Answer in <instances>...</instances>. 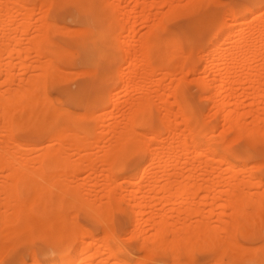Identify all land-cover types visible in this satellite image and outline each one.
<instances>
[{
    "label": "bare ground",
    "instance_id": "obj_1",
    "mask_svg": "<svg viewBox=\"0 0 264 264\" xmlns=\"http://www.w3.org/2000/svg\"><path fill=\"white\" fill-rule=\"evenodd\" d=\"M28 1L0 0V121H2L0 128L6 131L3 142L0 141V171L4 176V179L0 180V208H2L0 209V255L5 248L12 250L32 238L39 237L49 242L54 256L46 257L42 262L32 257L31 264H63L64 261H72L73 264H109L112 260L111 264H121V262L145 264L147 260L152 264H160L161 260L152 258L156 254L176 260H171L173 264H180L182 260L180 261L179 256L176 255L180 254L189 259L194 251L199 250L197 248L202 247L217 250L213 258L218 262L215 264H230L232 259L230 253L226 254V250L238 244L233 235H242L246 229L240 218L247 217L254 224L258 217V221H261L258 225L264 223V191L248 193L243 190L244 187L249 188L250 184L256 189L263 180L248 181L250 183H247L248 186L236 180L234 171L242 173L247 171L248 174L252 167H254L252 170H255L257 163L247 170L246 164L236 162L234 155L225 156L221 146L211 139L210 136H213L215 130L208 129L204 124L207 120L203 121L204 123L200 122V117L198 118L195 108L186 96L185 78L182 77L185 66L178 60L183 56L185 61V58L191 54V48L184 51L177 38L161 32L167 16L188 13L198 6L203 7V4L205 6L210 0H190L188 6L174 0H162L158 3L168 4L169 15L153 18L156 21L151 20V6H158V3L154 5L155 0H150L142 7L141 18L145 22L151 20L155 23H151L149 32L139 39L122 42L119 40L118 31L122 29L126 20L129 23L128 20L135 19L132 14L137 11L134 8L127 10L126 14L124 13L126 20L123 21L125 18L118 17L119 0H40L38 7L35 5L39 17L34 22L32 18L34 8L29 6ZM70 4H83L88 7L68 8L74 12L71 18L80 27L74 29L78 33L77 38L69 40L66 44L69 47H64L54 41V35L59 29L61 31V28L64 33L69 28L65 29L59 25L60 28L55 14L67 8L60 5ZM228 14L231 22L217 24L204 55L201 54L205 60L204 66L208 78L198 81V86L200 85L209 94L206 97H209L211 104L221 113L227 131L234 130L233 138L247 137L248 141L250 139L251 142L264 143V128L259 125L260 122L263 123L262 118L257 112L253 117L249 109L253 118L250 121L252 123L248 121L246 125L243 117L249 112L247 110L245 113L243 106L241 108L244 96H252L253 101L250 105L255 106L264 91L262 78L264 20L261 19L264 13L260 11V0H257L253 6L242 5L228 10ZM248 16L251 17L252 22H245ZM134 19L131 21L132 26H127L129 30L127 36L134 32ZM12 26H15L13 27L15 29H12ZM30 26L35 30L31 36H29L30 32L27 33ZM24 37L27 45L21 47L18 41ZM135 41L139 44L140 50L131 52L129 46ZM23 53L27 59L33 54L39 63L19 59L21 70L29 68L34 72L30 76L20 78L19 83L14 84L10 71L15 58H19ZM122 53L125 67L118 75L122 81L124 78L129 81L123 86L125 90L133 85L131 73L137 71L142 74L140 79L144 77L145 80H152L157 73H160L162 77L159 75L157 84L167 76L171 78L180 74L174 85L168 84L170 86L167 87L165 84L163 88H169V93L176 99L174 101L177 102L178 111L174 115L179 116L185 123H183L184 130H180L181 133L177 132L176 123L172 124L171 120L169 121L170 117H167L171 116L173 111L161 98L157 99L159 102L161 99V105L159 104L157 109L149 98L150 95L143 97L145 93L141 98L138 97L140 99L137 102L134 101L136 103L129 112L127 111V115L123 114L124 117L122 115L124 121L121 126L99 123L102 118L96 114V111L99 107L105 108V105L111 101L107 83L115 79L111 71ZM1 55H5L6 59H2ZM73 55H78L88 69V75L91 76L88 88L93 91V97L82 102V112L70 111L63 106L54 107L49 103L46 92V87L53 83L51 79L61 72L56 73L59 70H56L58 67L56 68L54 61L69 56L72 58ZM152 60H156V63L153 64ZM174 61H179L180 65L178 66ZM193 66H187V69L194 70L195 66ZM176 72L178 74H175ZM54 78L56 81L57 77ZM235 85H240L239 88L242 89L237 95L234 92ZM62 96L63 102L69 100L66 93ZM154 96L152 94V98ZM158 110L164 112L160 118L157 117ZM112 113L109 111L107 116H111ZM156 117L159 119L158 123ZM34 126V130L46 135L47 141L42 149L28 144V141L15 138L18 130L30 129ZM136 127L145 130L137 131ZM99 128L100 130L97 131ZM104 132H110L109 146L105 152L103 151L102 157L93 158L91 151L94 147L104 148L103 144L100 145L105 138L107 140ZM163 132L168 133L166 138H162ZM206 135H209V138L206 139ZM228 141H232V137L231 140L228 138ZM29 150L34 153L33 158L26 155ZM72 155L78 158L72 159ZM133 155H142V158L127 173L124 183L119 182L117 177L124 161ZM238 157L240 160L246 158L243 155ZM97 162L105 166L98 172ZM126 163L128 162L124 164ZM260 163L259 167L264 166V163ZM223 164L224 171L221 169ZM85 168L90 171L87 180L76 182L75 177ZM204 168H209L204 170L205 175L201 174V169ZM197 169H200L201 176L207 177L206 180L199 179L201 182L208 181L204 186L197 183ZM158 174L164 178L163 184L159 186L155 184L160 180ZM99 176L105 178L101 185L104 186L102 191L106 200H102L99 196L87 195L83 188L87 183L97 186ZM201 176L198 178H203ZM251 178L253 180V176ZM122 188H125L126 192L124 190L123 193L117 192ZM201 189L205 192L202 196L204 200L212 196L218 202V207H228L231 210L228 215L231 219L225 227L218 229L207 224L212 219L209 218L211 215L208 211L197 208L199 206L193 207L191 200L201 192ZM157 196L159 200L161 198L164 206H167L166 209H162L161 214L154 210L152 203L149 202L151 198ZM122 202L126 204L123 213L133 220V237L137 240L139 248L144 251V256L135 260L126 256L119 257V253H125V249L119 246L111 227L115 213ZM202 204L203 202L200 206ZM249 206L252 207L251 213L246 210ZM69 210L74 211L73 214H83L85 218L97 219L100 235L95 234L97 230L94 232L87 226L77 224L72 212L71 215L68 213ZM120 210L122 211L121 208ZM195 214L202 217L197 226L183 223L180 227H176V224L173 225L174 222L169 221L171 215L177 218L185 215L186 218L189 216L188 218L191 219L190 216L195 217ZM205 219L208 221L205 222ZM145 223L152 226L151 235L146 234ZM219 230L224 233L229 232L231 237L229 236L226 241L225 238H219L217 235ZM69 239H71L70 245ZM239 246L243 245L238 244V248ZM247 247L240 248L242 251L239 252L242 253L239 257L243 252L246 253L244 254L246 257L248 254L251 255L248 258H255L253 255H257V261L264 257V240L258 248ZM191 257L193 258V255ZM188 259L186 258V261Z\"/></svg>",
    "mask_w": 264,
    "mask_h": 264
},
{
    "label": "rangeland",
    "instance_id": "obj_2",
    "mask_svg": "<svg viewBox=\"0 0 264 264\" xmlns=\"http://www.w3.org/2000/svg\"><path fill=\"white\" fill-rule=\"evenodd\" d=\"M161 1L162 0H160V1L155 0L154 5L156 4V2L161 3ZM256 1L257 0H254V2H256ZM149 2H150V0H145V1H143V0H137V1L119 0L118 1V3H119L118 4L119 5L118 6V13H119L118 17L120 19L125 18L124 13L126 14V11L130 10L131 8H134L137 11V13L134 12V14H132L135 17V19L131 18L130 20H128L129 23H127L126 18L123 19V21L126 20L125 21L126 25L125 24L122 25V29L118 31V35L120 36L119 40L121 42L127 41V40L139 39V37H142L143 34H146L149 32V30L151 29V26H152L151 20L156 21L153 18L156 17V19H157L158 18L157 16L169 15L168 14V11H169L168 7L169 6H167L168 4L166 5L165 3H163V5H162V4L158 3V6L156 5L157 7L153 6V5L151 6L152 14L150 17L152 19L150 18L151 20H149V22L143 21L141 18L142 7L147 5L146 3H149ZM174 2H178V3H181L185 6L186 5L188 6L190 0H174ZM39 3H40V0H29L28 1L29 6L34 8V12L32 13L33 22L39 17V12L36 10ZM249 3H250V0H212V2L210 0L209 2L205 3L206 4L205 6L203 4V7H202V5H201V7L198 6L196 8L197 10L192 9L191 10L192 12L189 11L188 13L186 12L184 14L183 13L182 14L179 13L178 15L175 14L176 16L175 15L167 16V19L165 18L164 26H163V29L161 31L165 35L168 34V36L170 35L171 37H173L175 39L177 38L176 40H178V43L180 44V46L183 48L184 51L191 48L190 49L191 54L189 56H187V58H185V61H184L183 56L180 59H178L179 61H181L183 63V66H185V68L183 70V72L185 71V73H183V76L182 75L181 76L183 78H185L184 83H185L186 96L190 100V103L192 104L193 108H195L198 118L200 117L199 118L200 122L202 121V123H204L203 121L207 120V121H205L206 123H204V124H206V126L208 127L209 130H212V128L215 130V131L213 130L215 132V133L213 132L214 137L210 136L211 139H213L216 144L221 146L222 141H224V140L228 141V138L231 140V137H232V141H228L229 144L238 145V144H242V142H245V144H251V146L255 149V154L251 155V156H246L245 160H240L238 155H234L235 156L234 159L236 160V162H238L239 164H246L247 165V170L249 169L248 167L253 166V164L255 165L256 163L257 164L255 166L257 167L259 162H261L259 153H260V148L262 145H264V143L254 142V141L251 142L250 139L248 141L247 137L235 139V138H237L235 136V138H233L234 137L233 134H235L234 130L231 129V130L227 131L228 128L226 127L225 123L223 122V119L221 118V113H219V111H217L216 108L211 104L209 97H206L209 94L206 91H204L200 85L198 86V81L199 82L201 80L204 81L205 79L208 78V74H207V72H205V66H204L205 60H204V57H202V56L204 55V52L208 46V42L211 39V36H212L213 31L215 30L217 24H219L220 22H226V21H227L226 23H228V22L230 23L231 18L228 14V10L233 9V8H237V7L242 6V5H248ZM225 10H226V12H225ZM165 11H166V13H165ZM73 13L74 12H72L71 9L69 10L68 8H65V9L59 10L55 14L56 22H57L58 26L61 25V27H63V28L65 27V29L69 28L66 30V32H65L66 34H65L64 31H62V28L59 26L61 28V31L59 29V31H57V33H55L54 41L60 46L69 47L68 45H66V44H68L69 40L76 39L78 36V33L76 32V30L80 26H78L79 24H76L75 21L71 18V14H73ZM133 19L135 22L133 24L134 32L131 33L129 36H127L128 32H129V30L127 29V26L131 25V21ZM123 21H122V23H123ZM154 21H153V23H155ZM245 22H252L251 17L248 16L245 19ZM13 27H15V26H12V29H15ZM29 29H28L27 33L30 32V34L29 33L28 34H29V36H31L32 34H34L35 30L32 26H30ZM74 29H76V30H74ZM59 32H63V33H59ZM185 37H187V38H185ZM24 38H22L21 41H18V43L21 47H25L27 45L26 44L27 40H26V38L25 39ZM132 43L133 44L129 46L131 52H132V50H140L139 49L140 46L136 41L132 42ZM201 54H203V55H201ZM24 56H25L24 53L21 54V56L19 58H15V60L13 62L14 65L10 71L11 72L10 74L13 75L12 80H13L14 84L19 83L20 78L30 76V74H32L34 72L32 69H29V68L26 70H24V69L21 70V67L19 66L21 59H24L25 61H28V62L33 61V63H35V64L39 63L36 60V58L33 57V54H31V57L29 59L25 58ZM122 57L124 58L123 53L120 55L118 60L115 62L114 67L111 71V73L114 74L115 79H113L112 81L107 83V87H108L110 94H111V97H112L111 101H110V103H107V105H105V108L99 107L96 111L97 112L96 114H98L102 118L101 122H99V123L103 124V125H107V126L109 123H110V125L119 124L121 126V123L123 124V121H124L123 120L124 115H127L126 114L127 111L129 112L131 110L132 106L145 93L143 95V97L145 95L146 96L150 95L151 97H149V98H151L152 101L155 103V104L154 103L153 104H154V106H156L157 109H159V106L161 105L160 102L162 99L164 101V103L168 106V108L171 109V111H173L171 116H167V117H170V119L169 118H167V119H169V121L171 120L172 124L174 122L176 123L175 126L177 128V132H179L180 130L182 131V129L184 130V126H185L184 124L185 123L183 122V120L179 116L174 115V113L176 111H178V105H176L177 102L175 103L176 99H174V97H172V95L169 93V90H168L169 88H166V89L163 88V86L165 84L168 87V86L174 85L176 83V81H177L176 79H177V77H179L178 75H180V74H178L179 71H177L178 73L177 72L175 73V74H178V75H175V77L173 76L170 78L167 76V77L163 78L159 84H157V80L161 76L160 73L159 74L157 73V76H155L152 80H145L144 77H142V79H140L141 75H142V74L140 75V73H139L140 71H137L138 74L135 72L131 73V79H132L131 84H133V85L129 86L125 90L123 88V86H125V84L129 83V81L127 78H124L122 81V79L118 75L122 72L123 68L125 67L124 60ZM1 58L4 60L6 59L5 55H1ZM179 61H174V62H176L175 64H177ZM152 62H153V64H155L156 60H152ZM54 63L56 65V68L58 67L56 70H59V71H56V73L58 74L61 71L59 74H62V75L60 76L59 74L58 75L55 74V76L57 77L56 81L54 80L55 79L54 78L55 76H54L51 79L53 81L52 85L49 84L46 87V92H47V95L49 96L48 100L50 101L49 103L51 105H53L54 107L55 106L56 107L57 106H63V107H67L70 111L82 112V110H83L82 102L85 100H89L93 97V91L90 88H88L89 82L91 81V76L88 75V73H87L88 69L81 62V59L78 57V55H73L72 58L69 56V58L66 57V59L63 58L62 60H55ZM179 63H178V66L180 65ZM190 65L195 66V69H194L195 71L191 70L192 71L191 72L190 70L187 69V66H190ZM185 69H187L190 73ZM65 73L68 76H65L66 75ZM70 73H71V75H69ZM262 78L264 81V75ZM3 79H4V77H3ZM3 79H1V81ZM186 82H187V84H186ZM168 84H170V85H168ZM239 86L238 85L234 86V88H235L234 92L236 95L238 93H241V91H242V89L239 88ZM237 88H239V89L237 90ZM148 91L151 94L150 93L148 94ZM236 91H238V92H236ZM249 92H250V88H249ZM63 93L64 94L66 93L69 97L68 98L69 100L67 102H63V100H62V99H64L62 96ZM152 94H153V96L155 95L153 98H152ZM138 97H140V98H138ZM245 97L246 96H244V98L242 97L243 100H242V104H241V108L243 106L245 111H244V109H241V111H244L246 113L247 110L249 112L250 111L249 109H251V113L253 114V117H254V114L257 112L258 115L262 118L261 121L264 123V121H263V119H264V108H263L264 107V91H263V95L260 97V99L258 100V102L255 106H253L254 104L250 105L251 101H253L252 96L249 95L248 97H246V98ZM158 98H161L160 102L157 100ZM55 99H57V100L55 101ZM134 101H136V102H134ZM105 111H107V113L109 111H111L113 113L111 114V116H107V113H105ZM158 111H159V113H158ZM158 111H157V117L160 118V116L162 114H164V112L162 113L161 110H158ZM160 111H161V113H160ZM252 111H254V112H252ZM168 114L170 115V113H167V115ZM249 114H250V112L246 113L245 116L243 117V120L245 118L244 124L246 122V125L248 124L247 122L252 121V118H253V117H251V114L249 117ZM122 115H123V117H122ZM247 115H248V117H247ZM157 117L155 120L158 123L159 119H157ZM250 123H252V122H250ZM263 123L260 122V124H259L262 128H264ZM1 125H2V121H0V126ZM107 126H105V127H107ZM179 128H181V129H179ZM34 129H35V126L31 127L30 129L29 128H27V129L23 128L22 130H18L15 133V138L18 140L24 141V142L28 141L27 142L28 144H30L32 146H37V147L39 146L40 147L39 149H42L43 144H45L47 141L45 139L46 135H44V133H42L40 131H36ZM225 129H226V131H224V133H222L223 130H225ZM30 130H31V132H29ZM98 130H100V128L97 129V131ZM136 130L137 131L138 130L144 131L145 129L140 128V127H136ZM33 131H35V132H33ZM181 131H180V133H181ZM5 132H6L5 130L0 128V141H1V143L3 142V135L5 134ZM104 133H106L105 135H107L106 136L107 140L105 138L104 139L105 141L103 140V143L102 142L100 143V145L103 144L104 148L102 147L103 149H100L98 147H94V149H92L93 151H91L93 153V154L91 153V156L93 155L92 156L93 158H95V156L96 157L98 156V158H100V156L102 157L104 155L103 151L105 152L106 148L109 146L108 143H109V139L111 136L110 132H104ZM167 134H168L167 132H163L162 138H166ZM164 135H165V137H164ZM220 135L223 138H221ZM206 137L209 138V135H206L205 138ZM233 140H235V141H233ZM230 142H232V143H230ZM27 148H31V147H27ZM24 151H26V150H24ZM29 151L27 152L28 154L26 153V155L29 158H33L34 153L33 152L31 153V151L30 152ZM26 155H24V157ZM75 158H78V156H76ZM75 158L73 156L72 159H75ZM130 158H132V159H130ZM130 158L128 157L127 158L128 160L126 159L124 161V163L126 161L128 163H126V164L123 163V166H122V168L118 174V177H117L119 182H123L127 173L131 170V168L135 165V163L139 159L142 158V155H133V156H130ZM97 164H98V166H96L97 172H98V170H101L105 167L104 165L100 164V162H97ZM260 164H262V162ZM256 167H255V170H252V168L254 169V167H252V168L250 167L251 171L249 169V171H248L249 175L247 174V171H246V173H242L241 171H234V174L237 176L236 180L239 182L245 183V185H247V183L250 184L248 181L254 182V181L260 180V179L263 180L262 184L259 185L260 187L256 186V189L254 186L252 188L251 184L249 186L247 185L249 188L244 187L243 190L248 192V193H251L252 191L253 192L255 191L257 193L258 192L262 193L264 191V166L262 165V167H259V165H258L257 170H256ZM258 168H259V170H258ZM206 169L209 170V168L201 169L202 173L200 172V169L199 170L197 169L198 170L197 171L198 176L196 175V178L198 180L199 179L200 180L201 179L206 180V178H207L206 176H205L206 178H204V176H201L199 174V172L201 174H203L205 172L204 170H206ZM221 169L224 171V169H225L224 164L221 165ZM82 170H84V169H82ZM82 170L79 171L78 175L75 177L77 179L76 182H81V181L84 182L87 180L86 178L88 177L90 171H89V169L87 171L86 168H85L86 171L85 170L82 171ZM204 175H205V173H204ZM223 175H225V174H223ZM247 175L250 176V178ZM200 176L203 178H198ZM251 176H253V180H251L252 179ZM79 178H81V179H79ZM162 178L159 175L158 179H160V180H157L158 183L157 182L155 183L157 186L163 184L164 178L163 179ZM196 178H194V180ZM2 179H4V176H3V173L0 171V180H2ZM104 180H105L104 177L99 176L97 178L99 185H101V183L103 184ZM198 180H197V183L200 186H202V184L204 186L208 183V181L204 182L202 180L203 182H201L199 180V182L201 183V184H199ZM194 182L196 184V180ZM194 182H193V184H194ZM98 184H97V186H92L88 183H87V185H89V186H87L85 184V186L83 187L84 190H86L85 193L87 195L89 194L90 196H99L102 198V200L103 199L106 200V198L103 196V191H102L103 190L102 187H104V186H102V185L98 186ZM195 186H197V185H195ZM122 190H124V192H126L125 188L124 189L123 188L118 189L117 192L123 193ZM198 193H197V195H195V197L193 196L194 199L191 200V203H193L192 204L193 207L199 206L197 208H201L203 210L208 211L209 215H211V217H209V218H212V219L210 222L207 219H205V222L208 221L207 224L209 223V225L216 226L218 229L225 227L227 225L228 221L231 219V217L228 216L229 212L231 210H229L228 207L227 208L226 207H218L217 206L218 202L215 199H213L212 196H211V198L209 197V198L204 200V198L202 197L205 195L204 189L203 190L201 189V192L199 194ZM218 195L221 196L220 194H218ZM90 198H92V197H90ZM158 200H159V198L157 196L155 198H151L149 200V202L152 203L154 210L156 209V211L161 214V213H163L162 209H166L165 207H167V206H164V204L161 201V198L159 201ZM202 202H203V204L205 203L204 206H203V204L200 206V204ZM182 205L184 206V204H182ZM123 207L126 208V204L124 202L120 203L119 208L116 211L115 216L112 220L111 227H113L112 230H114L113 233H114L115 237L117 238L119 246H123L125 249V253H123V252L119 253V257L124 258L126 256V257H131V259L135 260L137 258H140L141 256H144V251L139 248L137 240L135 239V237H133V232H132L133 231V220H132V218L127 217L123 213ZM120 208L122 209V211L121 210L119 211ZM0 209H2V208H0ZM246 210H247V212L251 213L252 207L249 206L246 208ZM253 211H254V209H253ZM71 212L72 211H70V210L68 211L69 214ZM73 212H72V214H73ZM73 215L75 217V221L77 222V224L87 226L90 230H92L94 232H96V230H97V232L95 234L100 235V228L98 226L99 223H98L97 219L91 218V217L85 219L83 214L81 215L80 213H74ZM169 215H170V213H169ZM194 216L195 217H193V215L190 216V218L192 220L188 218L189 216H187V218L189 219V221H188V219L186 218L185 215H181L179 218L171 215V220H169V221L174 222L173 225L176 224L175 225L176 227H178V226L180 227L183 223H186L189 225L192 224V226L193 225L197 226V225H199V223H200L199 221L201 220L202 217L200 215H196V214ZM79 218H81V219H79ZM146 218H148V216ZM240 220L242 221L243 224L246 225L245 226L246 229L242 235L241 234L233 235L234 236L233 238L236 240V242L238 244L246 246V247L249 246L247 248H252V249L258 248L259 246H261L262 241L264 240V232H263L264 229H262V225H264V223H259V225H258V222H261V221H258V217L256 218L257 222H255L254 224H252V222H251L252 220L247 218V217H241ZM256 220H254V221H256ZM92 221H94V222L92 223ZM89 225H91V226L89 227ZM97 227H98V229H97ZM258 227H259V229H258ZM144 228L147 232L146 234L151 235L153 233L152 226H150L149 223H145ZM261 230H263V231H261ZM228 233H226V232L224 233V232L219 230L217 235L219 238H225L224 240L226 241V239H228V237L230 236V234H228ZM256 234H257V236H256ZM34 239L35 238H32V240H30L29 242L27 241L26 243L21 244L17 248L12 249V250L5 248L6 251L4 249L2 252V255H0V262H1L0 264H31V261H32L31 258L32 257L36 258L38 261L42 262L44 260V258L54 256V251H53L52 247H50V245L48 244L49 243L48 241H46L43 238H39V237H37V239H35L36 241ZM37 243H38V246H37ZM238 244H237V246H235L236 244L234 245L235 248H233L234 246H231V248L228 247L226 250V254L230 253L229 255L232 259L230 264H256L255 262H257V264H259V263L264 264L263 263L264 257L261 258V260L259 259L257 261V259H256L257 255H255V254L253 255V257H255V258H252V257L248 258V256H251V255L248 254V256L246 257L245 256L246 253L243 252L242 256L245 254L244 257H242V256L239 257L242 253L239 251L241 249H244V248H241L243 246H241V247L239 246V248H238ZM203 248H204V250H203ZM197 249H199V250H197ZM197 249H196L197 251H194L192 254L193 258L191 257L192 255L190 256L191 258L189 257V259H188V257L180 256V254L176 255V257L179 256L180 261L182 260L180 264H215V263H218L217 261L215 262L216 259H213L215 256V253L217 251L215 248L209 249V247H202L201 249L200 248H197ZM229 249H230V251H229ZM234 249H236V250H234ZM29 250H30V252H29ZM257 252H259V251H257ZM167 253H169V252H167ZM237 255H238V258H237ZM19 257H20V259H19ZM245 257L248 259L246 260ZM152 258H153V260H161L162 262L160 264H163L164 262H165V264H169V263L173 264L174 262L173 263H171V262L176 261V260H172L170 257H166L164 255H159V254L153 255ZM186 258L188 259V261H186ZM19 260H21L22 263ZM179 260H177V261L179 262ZM183 261H185V262L183 263ZM112 262H113V260H112ZM147 262H150V260L149 261L147 260ZM111 263H109V264H111Z\"/></svg>",
    "mask_w": 264,
    "mask_h": 264
},
{
    "label": "snow or ice",
    "instance_id": "obj_3",
    "mask_svg": "<svg viewBox=\"0 0 264 264\" xmlns=\"http://www.w3.org/2000/svg\"><path fill=\"white\" fill-rule=\"evenodd\" d=\"M254 5V0H250L249 6ZM60 7H67V8H84L88 7L87 5L83 4H70V5H60ZM260 11L264 13V0H260ZM264 20V15L261 17ZM221 150L225 156H232V155H243V156H251L255 154V149L251 146V144H229L227 140L221 142ZM260 159L261 162L264 163V145L260 148ZM87 219V218H85ZM91 225H89L90 227ZM68 244H71V239H69ZM63 264H73L72 261H64ZM123 264V262H121ZM145 264H151V262H145Z\"/></svg>",
    "mask_w": 264,
    "mask_h": 264
}]
</instances>
